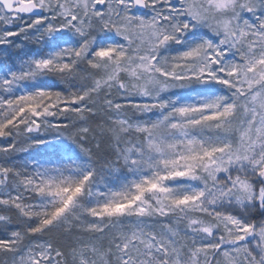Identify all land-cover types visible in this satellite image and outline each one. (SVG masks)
Returning a JSON list of instances; mask_svg holds the SVG:
<instances>
[{"label": "snow or ice", "instance_id": "6c2138e0", "mask_svg": "<svg viewBox=\"0 0 264 264\" xmlns=\"http://www.w3.org/2000/svg\"><path fill=\"white\" fill-rule=\"evenodd\" d=\"M0 141V264H264V0H0Z\"/></svg>", "mask_w": 264, "mask_h": 264}, {"label": "rangeland", "instance_id": "374dc122", "mask_svg": "<svg viewBox=\"0 0 264 264\" xmlns=\"http://www.w3.org/2000/svg\"><path fill=\"white\" fill-rule=\"evenodd\" d=\"M27 50H29L30 52H35L37 49L35 48V46H31L30 45ZM48 83L55 90H62L63 87H64L63 85H61L58 82H56L54 79H50L48 81ZM0 142H2V141H0ZM20 158L22 159L23 157L21 156ZM0 259H2V257H0Z\"/></svg>", "mask_w": 264, "mask_h": 264}]
</instances>
